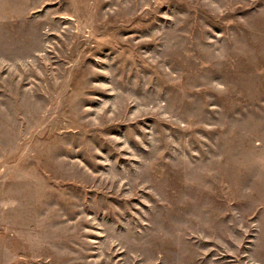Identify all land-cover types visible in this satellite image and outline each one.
<instances>
[{"label": "rangeland", "instance_id": "rangeland-1", "mask_svg": "<svg viewBox=\"0 0 264 264\" xmlns=\"http://www.w3.org/2000/svg\"><path fill=\"white\" fill-rule=\"evenodd\" d=\"M0 264H264V0H0Z\"/></svg>", "mask_w": 264, "mask_h": 264}]
</instances>
